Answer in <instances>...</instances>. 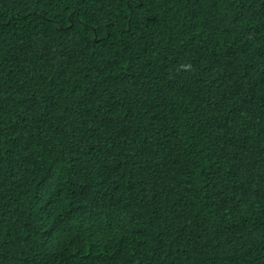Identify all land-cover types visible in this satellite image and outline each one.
I'll use <instances>...</instances> for the list:
<instances>
[{
	"label": "trees",
	"instance_id": "trees-1",
	"mask_svg": "<svg viewBox=\"0 0 264 264\" xmlns=\"http://www.w3.org/2000/svg\"><path fill=\"white\" fill-rule=\"evenodd\" d=\"M0 264H264V0H0Z\"/></svg>",
	"mask_w": 264,
	"mask_h": 264
}]
</instances>
